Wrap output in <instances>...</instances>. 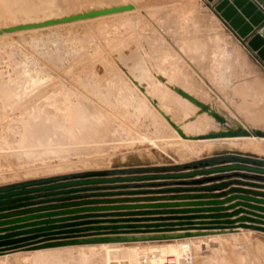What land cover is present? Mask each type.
Masks as SVG:
<instances>
[{
    "label": "rangeland",
    "instance_id": "obj_1",
    "mask_svg": "<svg viewBox=\"0 0 264 264\" xmlns=\"http://www.w3.org/2000/svg\"><path fill=\"white\" fill-rule=\"evenodd\" d=\"M187 3L188 2H180V3H168L165 5H161V7L156 8L157 10L154 9V11H153L154 13L152 11L148 12L146 17L143 19L140 17H138L139 18L138 19L137 15H132L133 18H131V16H129L130 21H132V22H129L130 23L129 25H131V27L124 25V28H123L122 24H124V23L122 21H119L118 19H111L109 21L108 20L107 21L106 20L98 21L99 24H96L97 22H89L86 24L74 25L72 27L71 26H65L64 29H62L63 28L62 27V28H55L54 30L53 29L42 30L40 32H34V34L33 33L32 34L26 33V34H22V36L16 35V37L15 36L9 37V38L6 37V39L8 40L7 42H6V39L4 40L5 37L1 38L0 39V42H1L0 43V79H1L0 85L2 87L4 84L5 85L9 84L8 86L6 85V87L4 85L3 86L4 88H2V89H8V88L11 89V86L13 88H14V86H18V87L20 86L22 90H20V87L19 88L17 87L19 89V91L17 90L16 87L14 89L12 88V90L16 89L17 90V91L15 90L16 92H22L23 90H26V92H29V94L27 93L28 95H26L27 99L29 98L28 96H31L33 99V101H32L31 97L29 98V100H31L33 102V103L32 102L31 103L32 104H39L41 101L42 102L45 101L44 97L46 94L48 95V94L53 93L52 90H55L54 92L58 93V95L60 94L59 96L62 97L61 94H62L63 90L74 89L75 91L83 92L84 90H87V88L88 89H90V87L93 88L95 85L97 86V87L95 86V88H94L96 90V88H98V85H99L98 83H100L101 86L99 85L100 88H98L97 90L101 89L100 90L101 92L98 91V96H100V98L102 99L103 102L104 101L106 102V103L104 102L105 105H107L109 107L111 106L112 109H114L117 112L119 111L118 113H120V114L122 113L121 115L122 116L124 115L123 117L126 116L127 121L132 119L129 121L131 123L130 125H132L136 130L131 128L130 126L126 125V123L122 124L123 123L122 121H119L118 119H116L118 122H120V123H116L117 126L119 124L118 127H120L119 128L120 131L117 128V126H115V125H114L113 129H117L121 134L123 133L121 136V134L117 130H115L118 133L116 136H118L117 138H119V139H117V142L115 140L112 141V139H108V137H105L104 133H106L105 132L106 130L103 131V133H102V132L98 131V129L97 130L94 129L93 132L91 133L90 137L85 136V138L87 139L86 144L84 143L85 140L83 141L82 139L80 141L78 139H72V140H74V143H73L72 140L67 139V138H64V140H66V143L64 144V142H63L64 140L62 138L61 139L63 141L60 139V142H59V138L54 137L56 142H54V138H53V140H50V142L49 141L45 142V141L28 139L29 141L26 140V142L28 144L26 143L27 145L24 146L25 142H22L24 140H22L21 135L16 133V132H19L18 130H16L14 135L12 133L11 134H6V133L3 134L1 132L2 130L6 131L9 129V127L11 125V120L10 119L0 120V138H1L0 139V158H1L0 163L5 162L4 159L6 161H16L18 159L17 156L15 157V155H17L16 152L19 153L18 156L20 157V159L22 157L24 158V159L22 158L17 163H13L10 165L8 164V165H5V167L0 166V171H1L0 172L1 173L0 174V187H5L8 185L17 184V183H21V182H25V181H30V180H39V179H46V178H51V177L67 176V178H71L74 176H82L86 172H105V173H107V178L140 177L143 175L131 174V173L127 174L125 172H141V170H143L144 168H151V167L185 166L187 164L195 163V162H198L200 160H213V162L211 164H213V163H223L224 164V162H232V163H226V164H243V165H251V166H254L257 168H264V157L263 156H259L257 154L250 153V152H244V151H241L240 149L234 148V147L230 148V147H228V145L225 142H223L221 140H217L218 138L215 139L214 136H212V137L209 136L210 134L219 132L222 129L220 126H215V124L211 120H208L205 123H202V122L196 123L194 125V128L196 129V127L198 126L197 130H204L205 132L203 133V135H205V137H206V135H208L206 138L209 137V139L213 138L214 141L216 140L214 142L211 139L213 143L211 141H209V139L207 140L205 137L201 138V136H199L200 133H197L194 128L192 130V133L193 132H195V133H193L192 136H188V137H185L183 139L181 137H179L180 135H177L179 137L178 138L175 135V132H173L174 133L173 136H175V137H171L170 134L172 133V131L171 130L167 131L168 129H166V131L164 130L165 131L164 134H162L163 136L159 135L160 138L167 136V137H164L163 139L161 138L163 140L162 143H160L161 139H159V138L156 139L157 135L155 136V134L153 133V131H154L153 129L158 125L157 122H152L153 117L155 116V112L152 109L147 108L146 100L140 99L141 97L139 96V93H138L139 90H137L138 89L137 83H139L138 86H143L146 83V81H149V82H153L154 80L157 81V79H156L157 76L155 74L153 75L155 77L150 76L147 78L146 77L142 78L139 76V73H140L139 67L141 64L145 63L147 65L146 70L149 69L150 72L154 71V68L151 67L150 64H152L154 62L155 58L153 57L154 59L152 58V60H153L152 61L150 58L151 56L150 57L148 56L150 54L152 56L153 55L156 56L157 58H158V55H160V57H159L160 59H162L161 56L166 55V57H168V58L164 64H166L168 68H170L169 66H172V64L177 65V66L176 65L175 66L178 70L173 67L176 70V72H173L172 75L175 77L176 76L179 77V80H186L187 78H189L192 81V79H193L194 80L193 81V83H194L193 87H195L201 93H202L203 89H207V87H208L207 84L204 83V78H206L207 73H210V77L212 79L210 80L209 83L211 84V86L217 92L225 90L227 93L226 94V101L230 100L227 102V104H224V103L220 102L218 97L212 96V98H213L212 103H214L213 110L215 113L220 114L227 119L225 122V126H227V127H233V128L240 127L241 129H244V130H247V128L254 130L256 124L252 123L249 120V115H250L249 112H251L253 110L251 108V105L254 103V100H256V99L259 102H264V64L262 61H260V59L256 56V54L246 45V42L249 39V37L246 38L245 40H241L236 35V33L233 32L229 28V26L215 12V10H214L215 5L207 2V0L197 1L196 4H193V5L187 4ZM76 9H80V8L76 7ZM213 15H215L217 18H219L218 20L219 21L221 20L224 25L221 23V21H220V23H218ZM38 17H40V15L39 16L38 15L33 16V18H38ZM135 18H136V20L137 19L139 21L141 20V22L140 23L136 22ZM120 22H121V24H120ZM132 23H135L134 26L132 25ZM110 24H111V26H110ZM115 25H117V26H115ZM125 26L127 28H125ZM217 26H218V30H217ZM85 27H87V28H85ZM128 27H130L131 30ZM109 28L111 30H113L114 33L112 31L110 32ZM117 28H118V30H116ZM132 28H133V32L131 33ZM127 30H128V32H130L132 37H131V35L127 36L128 35ZM121 34H123V35H121ZM111 35H113V36H111ZM117 35H118V38L116 37ZM119 35L121 37H119ZM99 37H100V39H99ZM127 37H130V38H128V40H130L131 38L134 37L133 38V39H135L134 41L130 40L131 42H133L132 44H129L130 42L126 43L128 41V40L125 41V39H127ZM217 37H220V38L222 37L224 42H222V41L221 42L224 43L225 45L227 44L226 47H224L225 45L223 44V48H227L225 50L231 52L232 49H233V51H234V49H237L238 51L240 50L241 53H243L242 57L239 61V64L242 67L239 66L240 67L239 68L237 66V68H235V70H233V69L231 70V68H230L231 65H229V64H231V62L230 63L229 62L228 63L223 62V59L219 58L217 63L216 62L214 63V62H212L213 60H211L214 57H212L210 55V53H208L205 56L206 58H201V57H195V56H192L190 54H187L184 50L181 49L183 47L182 45H184L183 44L184 42H190V41H197V42H199V41H201V42H204V41H206V42L212 41L213 42V41H215V42H217L216 41ZM9 39H11L12 41ZM123 39H124V42H123ZM2 41H4V42H2ZM111 41H113V42H111ZM12 42H13V44H12ZM134 42L138 43V44H135L138 47L133 45ZM109 43H112L113 46H115V44H116L115 47H117V49H115V50H118V51L120 50L119 48H121V44L124 43L125 45H127L125 49L128 50L129 52L126 51L124 48H121L120 52H117L118 53L117 54L114 52L115 47H112V46L110 47L111 44L109 45ZM117 44H118V46H117ZM124 44L122 45L123 47H125ZM132 45H133V47H132ZM127 47H128V49H127ZM96 49H98V50H96ZM108 49H109V51L113 49V52L110 51V54L112 56H114V57H112V59L108 58L109 56L111 57ZM124 50H125V52H123ZM79 51H80V53H79ZM94 52H96V53L94 54ZM133 52H134V54H133ZM135 52L139 55H137ZM121 53H122V55H120ZM145 53H147V57L145 56L146 55ZM131 54L133 56H131ZM102 55H103V58L105 56L106 60H104L102 58ZM135 55H137V56H135ZM115 56H117V57L120 56L119 59L123 58L125 61H127L128 56H129V60L127 62H124L123 59H122L123 61H121V60L112 61L115 58L118 59ZM138 56H140V57H138ZM209 57H211V58H209ZM131 58H133L134 60L136 59V60L135 61L131 60ZM139 58H142V59H139ZM159 58H158V60H160ZM107 59H109V60L107 61ZM158 60H155V61H158ZM186 60H189V62H187ZM110 61H111V63H110ZM118 61H120V62H118ZM131 61H134L135 64L132 65L133 62L130 63ZM136 61H139V62H136ZM18 62H20V63H18ZM92 62H93V64H95L96 62L102 63V64H98L99 66L94 65L93 66L95 69L94 70V69H90L91 65H93ZM89 63H91L90 67L88 65ZM103 63H105V65ZM136 63H140V64H136ZM86 65H88V66H86ZM106 65H107V67H106ZM108 65H111V66L109 67ZM218 65H220V66H218ZM103 66H104V68H103ZM86 67H88V68H86ZM96 67H97V69H96ZM100 67H101V69H100ZM227 67H229L230 69ZM248 68L250 70H248ZM86 69H88L89 72L86 71ZM98 69L101 72V76L106 74L104 76H107L106 78L109 81L105 80L106 78L103 76L102 79L104 81H102V79H101V81L103 82V84H102V82L100 80H99L100 81L99 82V81H97V79L95 77L92 76L93 73L96 74L98 72ZM76 70H78L79 74ZM82 70H84V71H82ZM220 70L222 72H220ZM60 71H61V73H60ZM127 71L130 74L127 73ZM90 72H92L91 75H90ZM108 72H110V73H108ZM170 73H172V72H169L166 74H170ZM221 73H223L224 75ZM17 74H18V76H17ZM67 74H69V75L67 76ZM37 75H38L40 82H42V84L39 83L40 86L38 85L39 86L38 88L40 89V91L38 90V88L33 89V91H31V88H26L27 87L26 85H28V84L30 85L32 83L31 79L29 77H33V79H36L34 77H37ZM221 75H223L222 77L223 78L225 77V79H223L221 77ZM238 75L240 78L238 77ZM108 76H110V78ZM111 76H112V78H111ZM23 77H25V78L28 77V78L25 79ZM76 77H78V78H76ZM13 78L15 81L13 80ZM17 78H18V80H17ZM20 78H21V80H20ZM86 78H88V79H86ZM27 79H29V80H27ZM163 79H164L163 82H165V81H168L170 78H169V76L165 75V78H163ZM23 80L26 82L28 81L30 83H28V82L24 83ZM82 80L83 81L86 80L87 84H85V82L83 84ZM17 81H21V82H19L20 84H18ZM89 81L93 82L94 86L92 84H91L92 86L91 85L89 87L86 86V85H88V83H90ZM252 83H254V84H256V86H258L256 93H252V91L249 90ZM65 84H67V85H65ZM140 84H143V85H140ZM41 85L43 86V88H41ZM120 85L122 87L127 86V87H129V89L118 90V87H121ZM147 85H148V89L151 91L150 93H146V95H147L146 99H148V102L150 100L151 103L150 102L149 103L156 105V106L160 105L159 103H161V105H160L161 107L155 106L157 109V113L160 112L159 114H161L162 112H164V114H165L167 112L166 113L167 116L170 117V115H171V117H170L171 119H174L175 116L179 115V117L175 118V122L177 121V124H179L178 127L183 128V129H184V127H188L187 122L185 121V115L183 114V112L181 113L180 109H178L176 107H172V105H171L172 102L169 101L172 99L171 97H172L173 93L171 91H168V93H165V91H164L165 86H163V85H159V87L158 86L152 87V86H150L149 83ZM106 86H107V88H110V90L112 92H108ZM1 87H0V89H1ZM29 87H32V85H30ZM49 87H50V89H49ZM104 87L106 88V90ZM136 87H137V89H136ZM36 90H38V91H36ZM33 92L37 98L35 97ZM40 93H42V94H40ZM201 93H198V94H201ZM201 95L204 96L203 94H201ZM33 96L35 98H33ZM39 96H41V98ZM103 96H106V97H103ZM40 99H42V100H40ZM38 100H39V102H37ZM116 100H119L120 103H117ZM107 101H108V103H107ZM109 101H110V103H109ZM169 104L171 106H168ZM118 107H120V109ZM138 107L140 108L139 112L137 110ZM159 107L161 110L159 109ZM164 107H166L165 108L166 112L163 111L164 109L162 110V108H164ZM135 110L138 112V114L136 113ZM124 111L125 112L127 111V112L125 113ZM148 111H150L151 114ZM168 111H169V113H168ZM133 112H134V114H132ZM141 112H143V113H141ZM146 112L148 114H146ZM170 112H172L174 114H172ZM127 113L129 114V116L127 115ZM182 114L184 115V118H182L183 117ZM135 115L136 116L139 115L140 118L138 117L139 118L138 119ZM142 115H144V116H142ZM145 115H148V116L145 117ZM130 116H131V118H130ZM126 117H125V119H126ZM149 119H150V121H149ZM139 120L141 123L138 122ZM136 121L138 124L135 123ZM149 122L152 123L151 127H150V125H148ZM262 122L263 123L258 125V127L260 129H264V121H262ZM151 123H149V124H151ZM142 124H144V126ZM180 126H183V127H180ZM123 127H125L126 130L123 129ZM113 129H112V131H114ZM122 129H123V132H121ZM127 129H128V131L131 130V132H127V133L131 137L134 135L136 137L135 139L133 136L132 137L133 140H131V137L129 136L130 138L128 140V136H127L128 134L126 133ZM147 129H148V131H146ZM168 132H170V133H168ZM189 132H191V131H189ZM85 133L87 134V131ZM130 133H132L133 135H131ZM152 133H153L152 136H155L156 140L154 139V137L151 136ZM145 134H148V135H145ZM168 135H170V136H168ZM145 136H146V138H145ZM82 137H84V136H82ZM93 137H94V139H93ZM120 137H122V138H120ZM168 137H171V138H168ZM176 137L178 138V140H174V139H176ZM190 137H192L191 139L194 138L193 141L196 139L194 144H192L193 141L189 139ZM140 138H142L144 140V144L141 141L142 139H140ZM149 138H151V140ZM165 138H167V139H165ZM199 138H201V139H199ZM56 139L59 142V144H58L59 146L57 145ZM120 139H122V141ZM138 139H140L141 142L138 141ZM198 139L200 140V142ZM202 139H204V140H202ZM30 140H31V142H30ZM75 140H76V142H75ZM105 140H107V141H105ZM108 140H111V141H108ZM126 140H128L129 142L131 141L132 147L126 145V143H127ZM171 140L173 142V143L171 142V145H173L175 147V151L173 149L174 148L173 146H168V144L170 145V142L168 143V141H171ZM180 140L183 142L185 141V142L183 143ZM187 140H189V141H187ZM166 141H167V143H166ZM186 141L187 142L191 141L190 142L191 144L189 145V143H187ZM205 141H206V143H205ZM207 141H209V142H207ZM217 141H219V142H217ZM37 142H39V143L43 142V143L42 144L40 143V145H39V143L37 144ZM71 142L73 144H71ZM81 142L84 145L80 144ZM145 142L148 145H146ZM174 142L176 144H178V142H179L180 145L178 144L177 146H175L176 144ZM47 143H49V144L47 145ZM67 143H69V144H67ZM119 143L120 144L122 143L121 145H123V143H124L125 147L124 146L119 147V145H120ZM141 143L143 144V146ZM52 144H53V146H52ZM74 144H76L75 147H74ZM117 144H119V145L117 146ZM133 144H134V146H133ZM135 144H136V146H135ZM139 144H141V146ZM184 144H187V145L184 146ZM28 145H29V148L31 145L30 149L27 148ZM45 145L49 146V149H48V147L46 148ZM68 145H71V146H68ZM128 145H130V144H128ZM151 145H152V147H151ZM165 145H167V146H165ZM221 145H222V147H221ZM223 145H224V148H223ZM55 146L58 148H56ZM77 146H78V148H77ZM116 146L119 148H117ZM153 146L156 148H154ZM182 146H184V147L182 148ZM188 146L191 148L192 151L190 150V148L188 149ZM206 146L212 147V150L210 151L209 154H204L201 156V153H202L201 151L204 148H206ZM42 147L44 148V150L42 149ZM54 147H55V149H62V148H65V149L59 153H57V152L55 153L54 151H52L54 149ZM70 147H71V150L73 149L72 151L70 150ZM80 147H82L83 149L82 148L80 149ZM107 147H109V150ZM133 147H135V148H133ZM139 147H140V150H139ZM150 147H151V149L154 148L153 149L154 151L151 149H147ZM195 147H197V148H195ZM68 148H69L70 152L66 150ZM98 148L102 149L101 152ZM131 148H133V149H131ZM163 148H165L164 149L165 152H164ZM177 148L179 149V151H177L178 153L176 152V150H178ZM219 148H220V150H219ZM39 149H42V150H39ZM97 149H98V151H97ZM105 149L107 150V153H106ZM112 149H116V150L120 149L118 152L121 154H117L118 152L115 150L113 151ZM156 149L158 151H161L162 153L158 152ZM180 149H181V151H180ZM194 149H195V151H193ZM46 150H48V151L50 150L49 152L51 154L48 151H47V153H49V154L45 153ZM147 150H149V151H147ZM171 150H172V152H171ZM184 150H185V152H183ZM19 151H21V153L23 151V153H22L23 155ZM24 151H27V153H24ZM32 151L36 152L37 154L33 153ZM37 151H42L43 153H45V155L43 153L40 154V152H39V155H41V156H39ZM196 151H197V153H196ZM12 152H13V154H12ZM29 152H32V153H29ZM95 152L96 153L98 152V154H101L99 156L100 158L95 155ZM114 152L115 153L117 152V153H116V157L113 158L112 155L115 156ZM125 152H127V153H125ZM163 152L165 155L163 154ZM186 152H189L193 156L190 155L189 153L187 155ZM141 153H142V156H141ZM173 153H176V154L173 155ZM195 153H196V156H194ZM27 154L30 158H32L31 160H30V158L28 159ZM106 154H107V156H106ZM149 154L152 158H154L155 161L152 160V158L149 156ZM152 154H154V155H152ZM159 154H161L162 156H160ZM180 154H182V155H180ZM25 155L27 156V158ZM87 155H89V156H87ZM122 155H123V157H122ZM171 155H173L176 159L174 157L172 158ZM80 156H82L83 158ZM154 156H156V157H154ZM189 156H191V157H189ZM64 157H66V158H64ZM118 157L122 158V159H119V160L116 159ZM161 157H162V159L164 158L163 161H162V159H160ZM52 158H53V160H55V162L54 161L50 162ZM111 158L114 162L111 161ZM149 158H151V160ZM46 159H47V161H45ZM114 159H116V160H114ZM147 159H149V160H147ZM179 159L182 160V162L179 161ZM28 161H29V163H28ZM31 161H33L35 163V165L33 162H32L33 164L30 163ZM43 161H44V163H42ZM110 161H111V163H110ZM173 161H175V162H173ZM107 162H108V164H107ZM59 163L62 164V166L57 165ZM16 164H18V165H16ZM223 164H221V165H223ZM13 165H15V166H13ZM9 166H12V168H15L14 171L12 168L9 169ZM57 166H59V167H57ZM30 167H31V169H30ZM56 167H57V169H56ZM59 168L61 169V171ZM8 170H9V172H6ZM25 170H27V171L29 170L28 174L26 173L27 171H25ZM30 170H32V171H30ZM121 170H124V171H121ZM170 170H174L173 174H178V173L192 172L195 169L183 170V167H179L177 169H170ZM22 171L23 172L25 171V172L23 173ZM108 172H113L114 175L110 176V175H108ZM232 172H237L238 174H243V175L244 174L245 175H251V173H246L243 171H231V173ZM118 173H125V174H118ZM223 173H225V172H223ZM170 174H172V173H170ZM213 174H218V173H213ZM213 174H202V175H208L206 177H203L202 175H198V176L191 177V178H185V179H183L185 182V185H181V186L177 185V180H175V179H172V180H156V181H151V182L141 181V180L140 181H128V182H123L122 184L125 187L123 190H147V189H156L157 190L158 188H177V187L193 188L194 186H193V184H191L192 181H194V180L209 181V180H207V178L217 177V176H212ZM255 176H259L261 178H264V175L255 174ZM242 179H244V178H242ZM163 182H169V183H163ZM259 182L264 184L263 181H259ZM147 183H155V185H160V184H172V185H163V186L148 187V188L134 187V186H145V184H147ZM96 185L103 187L104 188L103 192H105V191L116 192L117 190L121 189V186L118 183H102V184H96ZM196 187H200V186H196ZM81 189H82V187H80L79 190H81ZM97 192H100V191H97ZM158 194H159L158 196H168L170 193H158ZM149 196H154V195H149ZM115 198H120V197L107 196V197H100L98 199H115ZM99 204L105 205V206L110 205V203H99ZM99 204H97V205H99ZM143 210L147 211V210H153V209H143ZM115 212H126L125 215L132 214V215H127L126 218L136 217L135 214H138V213H128V212H135L133 210H122V211H115ZM140 214H142V215H140ZM140 214H139L140 217H146L147 218V215L145 213L143 214V212H142ZM100 215H102V214H100ZM244 216H247V215H244ZM146 218L140 220V222L143 224H150L148 226H155V224H158V223H152L155 220H153V221L146 220ZM118 249H121V250H118ZM108 251L109 250H104L100 253L92 252L91 254H87V253L86 254H79L77 256L73 255L70 252H66L65 254L60 256V258L58 256H55V257H49V258L42 259V261H40L39 264H264V254L258 255V259L260 260V262H259V260L255 257V253L253 251H250L249 249L245 248L243 241L238 240V239L236 241H233L232 243H229L226 245H223L222 243H219L216 241H213V242L209 241V242H206L204 244H186V245H181V246H180V244L162 245L160 247H151V246H144V247L138 246L137 247L136 246V247L126 248V250H123V248H112L110 250L111 252H108Z\"/></svg>",
    "mask_w": 264,
    "mask_h": 264
},
{
    "label": "bare ground",
    "instance_id": "obj_2",
    "mask_svg": "<svg viewBox=\"0 0 264 264\" xmlns=\"http://www.w3.org/2000/svg\"><path fill=\"white\" fill-rule=\"evenodd\" d=\"M197 1H200V0H0V39L1 38H4V40L9 37H13L16 35H21L22 34H34V32H40L42 30H51V29H55V28H62L64 29L65 26H74V25H79V24H86V23H89V22H97L96 24H99L98 21H104V20H111V19H118L119 21H122L124 24L123 25V28H124V25H127V26H130L129 25L130 23L129 22H132L130 21L129 19V16H131V18H133L132 15H137V18L140 17V18H145L147 13L148 12H153L154 9L157 10L156 8L157 7H161V5H165V4H168V3H180V2H188L187 4H196ZM215 1V0H214ZM213 1V2H214ZM212 2V3H213ZM76 7H79L80 9H76ZM154 13V12H153ZM35 15H40V17L38 18H33V16ZM214 18L216 19V21L218 23H220V21L217 19V17L215 15H213ZM136 17V16H135ZM121 19V20H120ZM139 19V18H138ZM137 19V20H138ZM132 20V19H131ZM134 20V19H133ZM136 18H135V21L136 22H141V20L137 21ZM112 22V21H111ZM222 22V21H221ZM113 23V22H112ZM118 23V22H117ZM223 23V22H222ZM114 24V23H113ZM119 24V23H118ZM121 24V22H120ZM135 23H132V25L134 26ZM101 25V24H100ZM104 25V24H103ZM219 25V24H218ZM87 26V25H86ZM111 26V24H110ZM117 26V25H115ZM137 26V25H136ZM76 27V26H75ZM109 27V26H108ZM128 27V28H130ZM224 27V26H223ZM67 28V27H66ZM65 28V29H66ZM87 28V27H85ZM115 28V27H114ZM125 28H127L125 26ZM84 29V28H83ZM89 29V28H88ZM110 29V28H109ZM71 30V29H70ZM108 30V29H107ZM118 30V28L116 29ZM125 30V29H124ZM131 30V28H130ZM129 30V31H130ZM135 30V29H134ZM217 30H218V26H217ZM113 32V30L110 29V32ZM99 32V31H98ZM107 32V31H106ZM128 32V30H127ZM126 32V33H127ZM133 32V28H132V31L131 33ZM135 32V31H134ZM114 33V32H113ZM123 35V34H121ZM125 35V34H124ZM130 32H128V35L127 36H130ZM137 35V34H136ZM95 36V35H94ZM106 36V35H105ZM109 36V35H108ZM113 36V35H111ZM67 37V36H66ZM70 37V36H69ZM118 38V35L116 36ZM119 37H121L119 35ZM123 37V36H122ZM132 37V35H131ZM137 37V36H136ZM19 38V37H18ZM108 38V37H107ZM128 38L130 37H127V39H125V41L128 40ZM134 38V37H133ZM131 38L130 40L134 41L135 39ZM100 39V37H99ZM122 39V38H121ZM11 40V39H9ZM32 40V39H31ZM112 40V39H111ZM130 40H128L126 43H129V44H132L133 42H131ZM8 40L6 39V42ZM12 41V40H11ZM93 41V40H92ZM115 41V40H114ZM217 42L215 41H204V42H197V41H190V42H184L182 45L183 47L181 48L182 50H184L187 54H190L192 56H195V57H201V58H206L205 56L210 53V55L214 58H212L211 60H213L212 62H216L219 60V58L223 59V62H231V70H235V68H237V66H241L239 64V61L242 57V54L241 51L237 50V49H232L231 52L225 50L227 48H223V44L222 42L223 39L222 37H217ZM222 41V42H221ZM4 42V41H2ZM110 42V41H109ZM113 42V41H111ZM123 42H124V39H123ZM1 43V42H0ZM108 43V42H107ZM226 43V42H225ZM13 44V42H12ZM111 44V45H110ZM124 44V43H123ZM121 44V48H126L127 45H125V47H123ZM135 44H138L137 42ZM6 45V44H5ZM110 47H115L112 45V43H109ZM132 45V47H133ZM225 45V44H224ZM227 45V44H226ZM226 45L224 47H226ZM79 46V45H78ZM118 46V44H117ZM136 47H138L137 45H135ZM140 47V46H139ZM228 47V46H227ZM119 48V47H118ZM121 48H119L121 50ZM135 48V47H134ZM92 49V48H91ZM117 49V47L114 48V52L117 53V52H120V50H115ZM128 49V47H127ZM138 49V48H137ZM98 50V49H96ZM126 50V49H125ZM125 50L123 52H125ZM139 50V49H138ZM229 50V49H228ZM109 51V49H108ZM113 52V49L110 50ZM110 51H109V54H110ZM128 51V50H126ZM131 51V50H130ZM181 51V50H180ZM97 52V51H96ZM94 52V54L96 53ZM122 52V53H123ZM129 52V51H128ZM145 52V51H144ZM80 53V51H79ZM102 53V52H101ZM122 53L120 55H122ZM136 53V52H135ZM98 54V53H97ZM118 54V53H117ZM134 54V52H133ZM137 54V53H136ZM146 57H147V53H145ZM106 55V54H105ZM111 55V54H110ZM139 55V54H137ZM135 55V56H137ZM164 55V54H163ZM88 56V55H87ZM131 56H133L131 54ZM151 60L152 58L154 59V62L151 65V67L154 68V71L153 72H150L149 69L146 70V64H141L140 67H139V76L142 77V78H147V77H150V76H153L154 74L157 76V81H153V82H149V81H146V83L143 85V84H140V85H143V86H138L139 83H137V87L136 89L139 90L138 93H139V96L141 97L140 99L141 100H146V105H147V108L148 109H152L154 112H155V116L153 117V121L152 122H157V126L153 129V133L155 134V136L157 135L156 139L159 138V135L161 136L162 134H164V132L166 131V129H168L167 131L171 130L172 133L170 134L171 137H175L173 136V132H175V135H180L179 137H181L182 139L185 138V137H188V136H192L193 132L192 133V130L194 128V125L196 123H199V122H202V123H205L207 122L208 120H211L215 126H220L222 129L219 131V132H216V133H213V134H210L209 136H214L215 139L218 138L217 140H221L223 142H225L228 147L230 148H238L240 149L241 151H244V152H250V153H254V154H257L259 156H263L264 157V129H260L258 127L259 124L263 123L262 121H264V102H259L257 99L254 100V103L251 105V108L253 109L249 115V120L256 124L255 125V129L252 130V129H249L247 128V130H244V129H241L240 127H227L225 126V122H226V118L220 114H217L214 112L213 110V107H214V103L213 102V98L212 96H216L219 98L220 102L224 103V104H227L228 101H226V91L223 90V91H220V92H217L214 90V88L211 86V84L209 83L210 80L212 79L210 77V73H207L206 75V78H204V83L207 84V89H203L202 93L197 90L195 87H193V79L191 81V79L187 78L186 80H179V77H175L173 76V72H176L175 69L176 68V64H172V66H169L170 68L167 67L165 63V61L167 60L168 57H166V55L164 56H161L162 59H160V55H158V58L160 60H158V58L156 56H152L151 54L148 55ZM181 56V55H180ZM244 56V55H243ZM60 57V56H59ZM98 57V56H97ZM112 56L111 57L109 56L108 58H111L112 59ZM117 57V56H115ZM122 57V56H121ZM140 57V56H138ZM184 57V56H183ZM102 58H103V55H102ZM107 58V57H106ZM118 59H114L112 61H115V60H121L123 61L124 59L117 57ZM157 58V59H156ZM179 58V57H178ZM185 58V57H184ZM211 58V57H209ZM246 58V57H245ZM104 60L105 59V56L103 58ZM123 59V60H122ZM139 59H142V58H139ZM147 59V58H146ZM46 60V59H45ZM102 60V59H101ZM109 59H107L108 61ZM129 60V56H128V59L127 61ZM131 60H134L133 58H131ZM136 60V59H135ZM134 60V61H135ZM155 60H158V61H155ZM48 61V60H47ZM74 61V60H73ZM124 60V62H127ZM134 61H131L130 63L135 64ZM153 61V60H152ZM185 61V60H184ZM187 62H189V60H186ZM37 62V61H36ZM46 62V61H45ZM63 62V61H62ZM101 62V61H100ZM120 62V61H118ZM136 62H139V61H136ZM159 62V63H158ZM20 63V62H18ZM29 63V62H28ZM80 63V62H79ZM95 63V62H94ZM97 63V62H96ZM92 64L91 65V68L90 69H94V65H98V64H102V63H97V64ZM106 63V62H105ZM105 63H103L105 65ZM111 63V61H110ZM109 63V64H110ZM90 64L89 63V67H90ZM121 64V63H120ZM125 64V63H124ZM129 64V63H128ZM136 64H140V63H136ZM23 65V64H22ZM86 65V66H88ZM166 65V66H165ZM176 65V66H175ZM222 65V64H221ZM99 66V65H98ZM109 67L111 65H108ZM123 66V65H122ZM127 66V65H126ZM220 66V65H218ZM217 66V67H218ZM35 67V66H34ZM61 67V66H60ZM76 67V66H75ZM107 67V65H106ZM175 69H174V68ZM242 67V66H241ZM88 68V67H86ZM104 68V66H103ZM116 68V67H115ZM128 68V67H127ZM148 68V67H147ZM229 68V67H227ZM229 68V69H230ZM240 68V67H239ZM17 69V68H16ZM28 69V68H27ZM84 69V68H83ZM97 69V67H96ZM101 69V67H100ZM114 69V68H113ZM224 69V68H223ZM228 69V70H229ZM36 70V69H35ZM71 70V69H70ZM69 70V71H70ZM95 70V69H94ZM135 70V69H134ZM174 70V71H173ZM178 70V69H177ZM241 70V69H240ZM248 70H250L248 68ZM40 71V70H39ZM78 72V70H76ZM84 71V70H82ZM86 71L89 72L88 69H86ZM91 71V70H90ZM138 71V70H137ZM252 71V70H251ZM34 72V71H33ZM135 72V71H134ZM169 72H172L170 74H166V73H169ZM220 72H222L220 70ZM224 72V71H223ZM16 73V72H15ZM19 73V72H18ZM32 73V72H31ZM44 73V72H43ZM61 73V71H60ZM68 73V72H67ZM104 73V72H103ZM106 73V72H105ZM110 73V72H108ZM107 73V74H108ZM127 73H129L127 71ZM137 73V74H138ZM226 73V72H225ZM243 73V72H242ZM11 74V73H10ZM72 74V73H71ZM79 74V72H78ZM92 74V72H90V75ZM130 74V73H129ZM206 74V73H205ZM223 74V73H221ZM235 74V73H234ZM8 75V74H7ZM54 75V74H53ZM69 74H67L68 76ZM106 75V74H104ZM103 75V76H104ZM122 75V74H121ZM124 75V74H123ZM165 75L166 76H169V80L168 81H165L163 82V78H165ZM224 75V74H223ZM221 75V77L223 76ZM236 75V74H235ZM4 76V75H3ZM18 76V74H17ZM31 76V75H30ZM36 76V75H35ZM40 76V75H39ZM93 77H95L97 79V81H101V79L103 78V76H101V72L100 70L98 69V72L96 74L93 73L92 75ZM131 76V75H130ZM234 76V75H233ZM84 77V76H83ZM105 78L107 76H104ZM110 78V76H108ZM132 77V76H131ZM155 77V76H153ZM229 77V76H228ZM239 77V75H238ZM5 78V77H4ZM25 78V77H23ZM28 78V77H26ZM25 78V79H26ZM31 79V84L32 87H29L28 85H26L27 87L26 88H31V91H33V89H36L38 88L40 85L39 83L42 84V82H40L39 78H38V75L37 77H34L36 79H33V77H29ZM78 78V77H76ZM80 78V77H79ZM104 78V79H105ZM112 78V76H111ZM134 78V77H133ZM223 78V77H222ZM234 78V77H233ZM240 78V77H239ZM3 79V78H2ZM85 79V78H84ZM88 79V78H86ZM225 79V77L223 78ZM1 80V79H0ZM14 80V78H13ZM18 80V78H17ZM21 80V78H20ZM29 80V79H27ZM77 80V79H76ZM107 80V78L105 79ZM229 80V79H228ZM231 80V79H230ZM15 81V80H14ZM24 81V80H23ZM99 81V82H100ZM102 81H104L102 79ZM101 81V82H102ZM109 81V80H107ZM113 81V80H112ZM18 84H20L19 82L21 81H17ZM26 81H24L25 83ZM28 82V81H27ZM26 82V83H27ZM83 84L85 82V84H87L86 80L83 81ZM90 82V81H89ZM106 82V81H105ZM134 82V81H133ZM228 82V81H227ZM3 83V82H2ZM12 83V82H11ZM23 83V84H24ZM30 83V82H28ZM66 83V82H65ZM150 84V86H158L159 85H163L165 86V93H168V91H171L173 94H172V99L169 100L170 102H172V107H176L178 109H180L181 113L183 112V114L185 115V121L187 122V126L188 127H184L183 128H179L177 124V121L175 122V118L179 117L178 116H175L174 119H171V115L170 117L167 116V112L165 111V108H162L163 111H165L166 113L164 114V112H162L161 114L157 113V109L156 107L157 106H160L161 103H159L160 105H153V104H150L151 101L149 100L148 102V99H146L147 95L146 93H150L151 91L148 89V85L147 84ZM1 84V83H0ZM17 84V85H18ZM79 84V83H78ZM93 85V82H90L88 83V85L86 86H90V85ZM100 85V83H98ZM103 84V82H102ZM125 84V83H124ZM232 84V83H231ZM5 85V84H4ZM3 85V86H4ZM7 85V84H6ZM5 85V87H6ZM9 85V84H8ZM7 85V86H8ZM39 85V86H38ZM67 85V84H65ZM81 85V84H80ZM91 85V86H92ZM98 85V88H100ZM228 85V84H227ZM1 87L0 89V120H6V119H10L11 120V125L9 127L8 130L6 131H1L3 134H13L16 132V130H18L19 132H16L18 133L19 135H21L22 137V142H25L24 146H26L28 143L26 142V140L28 139H33V140H38V141H49L50 140H53L54 137H58L59 138V142H60V139L62 138L64 140V138H67V139H78L79 141L82 139L84 141V143L86 144V138L85 136H91V133L93 132L94 129H98V131L102 132L105 131L106 133L105 134V137H108V139H112V141H116L117 142V138L118 136H116L118 133L115 131L117 129H113L114 128V125L117 126L116 123H120L118 122L116 119H118L119 121H122L124 123H126V125L130 126L131 128L135 129L132 125H130L131 123L129 122L131 118L130 116V120L127 121V117L125 119V117H123L120 113H118L117 111H115L114 109L111 108V106H107L105 105V103L102 101V99L100 98V96H98V91L100 90H97L98 88H96V90L94 89L95 86L92 88L90 87V89L87 88V90H84L83 92H78V91H75L74 89H70V90H63L62 91V97L58 95V93L54 92L55 90H52V94H46L44 99L45 101H41L39 104H32L33 102V99L31 96H28L29 98L31 97L32 101L29 100V98L27 99L26 95L29 94V92H26V90H23L22 92H16L17 90L19 91V87L18 86H14V88L18 87L17 90H12V86H11V89H2L4 87ZM23 86V85H22ZM61 86V85H60ZM84 86V85H83ZM101 86V85H100ZM119 86V85H118ZM121 86V85H120ZM25 87V86H24ZM80 87V86H79ZM97 87V86H96ZM13 88V89H14ZM41 88H43V86L41 85ZM84 88V87H83ZM86 88V87H85ZM92 88V89H91ZM105 88V87H104ZM107 88V86H106ZM105 88V90H106ZM232 88V87H231ZM257 88L258 86H256V84L252 83V85L250 86V89L252 91V93H256L257 92ZM47 89V88H46ZM50 89V87H49ZM54 89V88H53ZM94 89V90H93ZM123 89H129V87H118V90H123ZM20 90L21 87H20ZM38 90L40 91V89L38 88ZM36 90V91H38ZM48 90V89H47ZM136 90V91H137ZM30 91V90H29ZM44 91V90H43ZM107 91L108 92H112L110 90V88H107ZM45 92V91H44ZM85 92V93H84ZM101 92V91H100ZM213 92V93H212ZM28 93V94H27ZM36 93V92H35ZM198 93H201L203 94L204 96H202L201 94H198ZM34 94V92H33ZM42 94V93H40ZM110 94V93H109ZM35 95V94H34ZM108 95V94H107ZM200 97H199V96ZM230 95V94H229ZM36 97V95H35ZM33 96V98H35ZM41 98V96H39ZM103 97H106V96H103ZM109 97V96H108ZM37 98V97H36ZM39 99V98H38ZM42 100V99H40ZM32 102V103H31ZM39 102V100L37 101ZM117 103H120L119 100H116ZM108 103V101H107ZM110 103V101H109ZM143 103V102H142ZM154 103V102H153ZM164 103V102H163ZM111 105V104H110ZM170 104L168 106H171ZM156 106V107H155ZM117 107V106H116ZM161 107V106H160ZM159 107V109H160ZM120 109V107H118ZM116 109V108H115ZM118 109V110H119ZM123 109V108H122ZM158 109V110H159ZM134 110V109H133ZM138 112L140 111V108L138 107ZM161 110V109H160ZM122 111V110H121ZM136 111V110H135ZM125 112V111H124ZM127 112V111H126ZM125 112V113H126ZM129 112V111H128ZM138 112L136 111V113L138 114ZM150 112V111H148ZM143 113V112H141ZM145 113V112H144ZM169 113V111H168ZM172 113V112H170ZM176 113V112H175ZM134 114V112L132 113ZM146 114H148L146 112ZM151 114V112H150ZM174 114V113H172ZM182 114V115H183ZM127 115L129 116V114L127 113ZM176 115V114H175ZM184 115L182 118H184ZM134 116V115H133ZM136 116V115H135ZM144 116V115H142ZM148 116V115H145V117ZM151 116V115H150ZM149 116V117H150ZM137 118L139 117V115L136 116ZM140 118V117H139ZM138 118V119H139ZM148 118V117H147ZM146 118V119H147ZM144 119V118H143ZM142 119V120H143ZM145 119V120H146ZM179 119V118H178ZM148 120V119H147ZM182 120V119H181ZM180 120V121H181ZM144 121V120H143ZM150 121V119H149ZM261 121V122H260ZM129 122V123H128ZM139 123L140 120L138 121ZM148 122V121H147ZM184 122V121H183ZM136 124L137 121L135 122ZM151 123V122H149ZM150 127L152 125L149 124ZM179 123V122H178ZM134 124V123H133ZM144 126V124H142ZM154 125V124H153ZM181 125V124H180ZM186 125V124H185ZM119 126V124H118ZM117 128L119 129L120 127ZM122 126V125H121ZM124 126V125H123ZM138 126V125H137ZM147 126V125H146ZM180 127H183V126H180ZM198 127V126H197ZM196 127L195 131L197 133H200L199 136H201V138H204L205 135H203V133L205 132L204 130H197L198 128ZM122 128V127H121ZM140 128V127H139ZM112 129L114 131H112ZM123 129H125V127H123ZM123 129L121 130V132H123ZM143 129V128H142ZM126 130V129H125ZM124 130V131H125ZM130 130V129H129ZM136 130V129H135ZM165 130V131H164ZM87 131V134L85 133ZM118 131V130H117ZM120 131V129H119ZM118 131V132H119ZM141 131V130H140ZM144 131V130H143ZM148 131V129L146 130ZM191 131V132H189ZM116 132V133H115ZM127 132H131L126 131ZM136 132V131H135ZM101 133V134H102ZM120 133V132H119ZM125 133V132H124ZM133 133V132H132ZM132 133H130L131 135H133ZM153 133L151 134V136L153 135ZM167 133V132H166ZM170 133V132H168ZM85 134V135H84ZM121 134V133H120ZM123 134V133H122ZM121 134V136H122ZM128 134V133H127ZM135 134V133H134ZM138 134V133H137ZM141 134V133H140ZM139 134V135H140ZM95 135V134H94ZM97 135V134H96ZM143 135V134H142ZM145 135H148V134H145ZM150 135V134H149ZM166 135V134H165ZM168 135V136H170ZM5 136V135H4ZM84 136V137H81ZM99 136V135H98ZM103 136V135H102ZM124 136V135H123ZM128 136V140L129 138L131 137L129 134L127 135ZM130 136V137H129ZM134 136V135H133ZM132 136V137H133ZM155 136H152L154 137L155 139ZM163 136V135H162ZM208 135H206L207 137ZM9 137V136H8ZM131 137V140H133V138ZM140 137V136H139ZM142 137V136H141ZM149 137V136H148ZM164 137H167V136H164ZM163 137V138H164ZM171 137H168V138H171ZM178 137V136H177ZM176 137V139L174 140H178V138ZM205 137V138H206ZM19 138V137H18ZM96 138V137H95ZM100 138V137H99ZM122 138V137H120ZM136 137L134 136V139ZM146 138V136H145ZM162 138V139H163ZM192 137H190L189 139L193 141V139H191ZM198 138V137H197ZM199 138V139H201ZM1 139V138H0ZM61 139V140H62ZM94 139V137H93ZM98 139V138H97ZM142 139V138H140ZM140 139H138V141H140ZM151 140V138H149ZM153 139V140H154ZM155 139V140H156ZM160 140L162 143L163 140ZM167 139V138H165ZM181 139V140H182ZM198 139V140H199ZM207 140L209 139L206 138ZM213 140V138H211ZM209 139V141L212 142V140ZM19 140V139H18ZM57 140V139H56ZM62 140V141H63ZM69 140V141H70ZM122 141V139H120ZM128 140L127 143L129 142ZM137 140V139H136ZM135 140V141H136ZM146 140V139H145ZM173 140V141H174ZM180 140V141H181ZM186 140V139H185ZM196 140V139H195ZM195 140L192 142V144H194ZM204 140V139H202ZM2 141V140H1ZM14 141V140H13ZM29 141V140H28ZM73 143H74V140H72ZM107 141V140H105ZM108 141H111V140H108ZM120 141V142H121ZM144 144V140L142 139L141 140ZM140 141V142H141ZM159 141V140H158ZM157 141V142H158ZM189 141V140H187ZM186 141V142H187ZM207 141V142H209ZM214 141V140H213ZM216 141V140H215ZM214 141V142H215ZM31 142V140H30ZM54 142L55 141V138H54ZM58 140H57V145L59 144ZM64 144L66 143V140L63 141ZM76 142V140H75ZM119 142V141H118ZM149 142V141H148ZM147 142V143H148ZM153 142V141H152ZM170 142V145L168 144V146H173L171 145V141H168V143ZM183 142V141H181ZM185 142V141H184ZM183 142V143H184ZM191 142V141H190ZM190 142H187L189 143V145L191 144ZM200 142V140H199ZM219 142V141H217ZM17 143V142H16ZM27 143V144H26ZM39 142H37L38 144ZM41 144L43 142H40ZM39 143V145H40ZM71 142V144H73ZM107 143V142H106ZM112 143V142H111ZM126 143L127 146H130L132 147V143L131 141L128 143L130 145H128ZM138 143V142H137ZM159 143V142H158ZM167 143V141H166ZM173 143V142H172ZM175 143V142H174ZM197 143V142H196ZM203 143V142H202ZM206 143V141H205ZM213 143V142H212ZM30 144V143H29ZM33 144V143H32ZM46 144V143H45ZM49 143H47L48 145ZM63 144V143H62ZM69 144V143H67ZM82 144V142L80 143ZM113 144V143H112ZM111 144V145H112ZM120 144V143H119ZM117 144V146L119 145ZM122 144V143H121ZM119 145V147L121 146H124L125 144L123 143V145ZM142 144V143H141ZM141 144H139L141 146ZM142 144V146H143ZM146 144V142H145ZM176 144V143H175ZM178 144L180 145V143L178 142ZM178 144H176L175 146H177ZM211 144V143H210ZM216 144V143H215ZM35 145V144H34ZM46 146V148L48 147L49 149V146ZM79 145V144H78ZM84 145V144H82ZM89 145V144H88ZM138 145V146H139ZM148 145V144H146ZM145 145V146H146ZM153 145V144H152ZM151 145V147H152ZM187 145V144H184V146ZM199 145V144H198ZM37 146V145H36ZM53 146V144H52ZM59 146V145H58ZM68 146H71V145H68ZM76 146V144H74V147ZM116 146V147H117ZM134 146V144H133ZM136 146V144H135ZM167 146V145H165ZM164 146V147H165ZM182 146V148L184 147ZM193 146V145H192ZM56 147V146H55ZM54 147V149H55ZM65 147V146H64ZM97 147V146H96ZM95 147V148H96ZM117 147V148H119ZM125 147V146H124ZM150 148H147V149H151ZM154 147V146H153ZM174 147V146H173ZM180 147V146H179ZM187 147V146H186ZM222 147V145H221ZM227 147V146H226ZM225 147V148H226ZM24 148V147H23ZM27 148H29V145L27 146ZM30 148H31V145H30ZM29 148V149H30ZM40 148V147H39ZM58 148V147H56ZM61 148V147H60ZM78 148V146H77ZM82 147H80L81 149ZM85 148V147H84ZM94 148V149H95ZM105 148V147H104ZM103 148V149H104ZM108 150H109V147H107ZM115 148V147H114ZM135 148V147H133ZM131 148V149H133ZM156 148V147H154ZM153 148V149H154ZM160 148V147H159ZM158 148V149H159ZM162 148V147H161ZM167 148V147H166ZM190 147L188 146V149ZM194 148V147H193ZM197 148V147H195ZM201 148V147H200ZM223 148H224V145H223ZM17 149V148H16ZM20 149V148H19ZM25 149V148H24ZM42 149L44 150V148L42 147ZM42 149H39V150H42ZM52 150L54 151L55 153H59L61 151H63L65 148H62V149H55V150ZM76 149V148H75ZM83 149V148H82ZM99 149V148H98ZM97 149V151H98ZM126 149V148H125ZM124 149V150H125ZM144 149V148H143ZM151 149V150H153ZM165 148H163L164 150ZM174 151H175V147L173 148ZM178 149V148H177ZM185 149V148H184ZM22 150V149H21ZM26 150V149H25ZM67 151L70 152L71 150V147H70V150L69 148L66 149ZM73 150V149H72ZM71 150V151H72ZM78 150V149H77ZM100 152L102 149H99ZM106 150V149H105ZM113 151H119V150H116V149H112ZM111 150V151H112ZM139 150H140V147H139ZM157 150V149H156ZM160 150V149H159ZM169 150V149H168ZM191 150V148H190ZM212 150V147H207L204 148L201 152V156L204 155V154H209L210 151ZM215 150V149H214ZM217 150V149H216ZM220 150V148H219ZM223 150V149H222ZM225 150V149H224ZM15 151V150H14ZM36 151V150H35ZM48 150H46L45 153H47ZM50 151V150H49ZM48 151V152H49ZM51 151V152H52ZM122 151V150H121ZM126 151V150H125ZM134 151V150H133ZM138 151V150H137ZM149 151V150H147ZM154 151V150H153ZM158 151V150H157ZM156 151V152H157ZM173 151V152H174ZM179 151L176 150V152ZM181 151V149H180ZM192 151V150H191ZM195 151V149L193 150ZM21 153V151H19ZM33 152V151H32ZM32 152H29V153H32ZM38 152V155H39V152L40 154L43 153L42 151H37ZM99 152V153H100ZM116 152V153H117ZM131 152V151H130ZM145 152V151H144ZM158 152H161V151H158ZM165 152V150H164ZM163 152V154H164ZM172 152V150H171ZM185 152V150L183 151ZM17 155H15V157L17 156L18 159L16 161H6L4 159L5 162L3 163H0L1 165L0 166H4L5 165H10V164H13V163H17L19 162L21 159L20 157L18 156V152H16ZM23 153V151H22ZM21 153V154H22ZM24 153H27V151H24ZM28 153V154H29ZM33 153H36V152H33ZM45 153H43L45 155ZM50 153V152H49ZM47 153V154H49ZM64 153V152H63ZM106 153H107V150H106ZM115 153V152H114ZM116 153H115V156L116 157ZM127 153V152H125ZM150 153V152H149ZM162 153V152H161ZM178 153V152H177ZM187 155L189 152H186ZM185 153V154H186ZM197 153V151H196ZM196 153L194 156H196ZM13 154V152H12ZM27 154V156H28ZM37 154V153H36ZM46 154V155H47ZM51 154V153H50ZM94 154V153H93ZM98 152L96 153L95 152V155L96 156H100L101 154H98ZM105 154V153H104ZM117 154H121V153H117ZM131 154V153H130ZM129 154V155H130ZM134 154V153H133ZM132 154V155H133ZM151 154V153H150ZM149 154V156H150ZM167 154V153H166ZM176 154V153H173V155ZM190 154V153H189ZM23 155V154H22ZM138 155V154H137ZM154 155V154H152ZM160 156H162L161 154H159ZM165 155V154H164ZM173 155L172 158L174 157ZM178 155V154H177ZM182 155V154H180ZM192 155V154H190ZM26 156V155H25ZM24 156V157H25ZM26 156V158H27ZM41 156V155H39ZM43 156V155H42ZM89 156V155H87ZM104 156V155H103ZM107 156V154H106ZM111 156V155H110ZM119 156V155H118ZM126 156V155H125ZM141 156H142V153H141ZM144 156V155H143ZM158 156V155H157ZM159 156V157H160ZM176 156V155H175ZM184 156V155H183ZM193 156V155H192ZM199 156V155H198ZM82 157V156H80ZM102 157V156H101ZM120 157V156H119ZM116 158V159H122V158ZM123 157V155H122ZM151 157V156H150ZM156 157V156H154ZM165 157V156H164ZM168 157V156H167ZM191 157V156H189ZM30 157L28 156V159ZM51 158V157H50ZM66 158V157H64ZM70 158V157H69ZM79 158V157H78ZM83 158V157H82ZM93 158V157H92ZM100 158V157H99ZM145 158V157H144ZM152 158V157H151ZM151 158H149L151 160ZM175 158V157H174ZM178 158V157H177ZM195 158V157H194ZM198 158V157H197ZM1 159V158H0ZM24 159V158H23ZM32 158H30L31 160ZM34 159V158H33ZM72 159V158H71ZM76 159V158H75ZM108 159V158H107ZM114 159V160H116ZM147 159V160H149ZM162 159V157L160 158ZM159 159V160H160ZM176 159V158H175ZM193 159V158H192ZM35 160V159H34ZM59 160V159H58ZM68 160V159H67ZM73 160V159H72ZM117 160V161H118ZM152 160H154V158H152ZM164 160V158L162 159V161ZM171 160V159H170ZM39 161V160H38ZM47 161V159L45 160ZM55 160H53V158L51 159L50 162H52ZM64 161V160H63ZM111 161L112 158H111ZM110 161V163H111ZM155 161V160H154ZM153 161V162H154ZM177 161V160H176ZM179 161L182 162V160L179 159ZM184 161V160H183ZM33 161H31L30 163H32ZM65 162V161H64ZM68 162V161H67ZM71 162V161H70ZM114 162V161H113ZM175 162V161H173ZM23 163V162H22ZM29 163V161H28ZM27 163V164H28ZM34 163V162H33ZM32 163V164H33ZM44 163V161L42 162ZM78 163V162H77ZM81 163V162H80ZM109 163V164H110ZM179 163V162H178ZM21 164V163H20ZM48 164V163H47ZM64 164V163H63ZM70 164V163H69ZM100 164V163H99ZM108 164V162H107ZM18 165V164H16ZM35 165V163H34ZM39 165V164H38ZM49 165V164H48ZM57 165H61L62 164H57ZM77 165V164H76ZM81 165V164H80ZM85 165V164H84ZM15 166V165H13ZM23 166V165H22ZM89 166V165H88ZM8 167V166H7ZM24 167V166H23ZM59 167V166H57ZM56 167V169H57ZM85 167V166H84ZM87 167V166H86ZM97 167V166H96ZM12 168V166H9V169ZM25 168V167H24ZM82 168V167H81ZM13 171L15 168H12ZM19 169V168H18ZM31 169V167H30ZM34 169V168H33ZM60 169V168H59ZM64 169V168H63ZM20 170V169H19ZM4 171V170H3ZM27 171V170H25ZM24 171V172H25ZM29 171V170H28ZM28 171L26 172L28 174ZM32 171V170H30ZM61 171V169H60ZM67 171V170H66ZM70 171V170H69ZM1 172V171H0ZM6 172H9L6 171ZM5 172V173H6ZM23 172V171H22ZM23 172V173H24ZM1 174V173H0ZM8 174V173H7ZM6 174V175H7ZM22 174V173H21ZM30 174V173H29ZM14 175V174H13ZM23 178V177H22ZM260 198V197H259ZM264 199V198H262ZM222 205V204H221ZM258 205H263L264 204H257L256 206ZM209 207V206H207ZM261 207V206H260ZM167 208H171V207H167ZM263 208V207H262ZM157 209H165V208H157ZM226 211V209L224 210ZM222 211V212H224ZM165 211H158V212H154L153 214L151 215H189V214H196L197 216H191V218H194L193 220L194 221H199V222H194V225L191 226L193 228H189L187 229V227H173L174 230H169V231H162V232H151V233H133L131 231L129 232H117V233H114V234H111V233H103L102 235H99V234H92V233H96L95 231H91L89 233H91L90 235H87V236H84V237H79V238H71V239H65V240H62V241H69L67 243H65V245H62V246H57V247H52V248H44V249H37V250H25V251H15V252H11V253H7V254H3V255H0V264H39L40 261H42V259H45V258H49V257H55V256H58L60 258V256H62L63 254H65L66 252H70L72 253L73 255L77 256L79 254H91L92 252H102L104 250H109L108 252H111L110 250L112 248H123V250H126V248H129V247H138V246H151V247H160L162 245H170V244H180L181 245H186V244H204L206 242H209V241H216V242H219V243H222L223 245H226V244H229V243H232L233 241H236L237 239L238 240H242L243 241V244L245 246V248L249 249L250 251H253L255 253V257L258 259V255L260 254H264V232L262 231H257V230H254V229H247V228H242V227H239V228H234V229H225V230H220V229H203V230H198V229H195L196 227H200L198 225V223H201V222H213L215 221L216 219L215 218H212V216H210L211 214H215L213 212H209V211H206V212H195V213H188V214H181V213H177V214H174V213H164ZM221 212V213H222ZM253 212H257V213H262L264 214V212H261V211H253ZM202 213H209L208 215H203ZM262 214H259L260 216H262ZM149 216V215H147ZM201 216H204V218H199ZM235 216V215H233ZM232 216V217H233ZM87 217V216H86ZM89 217V216H88ZM107 217H115V216H107ZM139 217V216H137ZM188 217V216H187ZM185 216H173V217H167V218H146V220H155L153 222H160V225L162 224H166V223H163V222H166V221H176V222H179L178 218H187ZM264 217V216H262ZM96 218H105V216H90L89 218H82V217H79L77 219H73V220H70V221H65L66 223L67 222H75V221H79V220H84L83 222H75V224H79L78 227H92V226H103V224H108V225H118L119 223H122L121 221L123 220H119L117 223L115 224H110V221H107V220H88L87 219H96ZM231 218V217H230ZM144 218H140V220H142ZM134 220H139V219H133V222H131L130 224H136V223H139V222H135ZM220 220V219H219ZM222 220V219H221ZM95 222H98V223H95ZM101 222V223H100ZM186 222V221H185ZM193 222V221H192ZM100 223V224H99ZM141 223V222H140ZM170 223V222H168ZM74 224V223H72ZM240 224V223H239ZM244 224H250V223H247L245 222ZM67 226H70L71 224H65ZM259 226V225H258ZM262 227V226H261ZM264 227V226H263ZM76 228V227H75ZM186 228V229H185ZM70 229L69 227L66 228V230ZM159 229H164V228H159ZM242 230V231H241ZM249 231H254L255 233L253 232H249ZM103 232V231H101ZM256 232L258 233H262L263 236L261 234H257ZM88 233V234H89ZM24 236V235H23ZM125 248V249H124ZM116 250V249H115ZM118 250H121V249H118ZM252 252V253H253ZM262 257V256H261ZM259 260V259H258ZM28 262V263H27ZM48 262V261H47ZM57 262V261H56ZM260 262V260H259Z\"/></svg>",
    "mask_w": 264,
    "mask_h": 264
},
{
    "label": "water",
    "instance_id": "obj_3",
    "mask_svg": "<svg viewBox=\"0 0 264 264\" xmlns=\"http://www.w3.org/2000/svg\"><path fill=\"white\" fill-rule=\"evenodd\" d=\"M214 0H207V2L212 3ZM257 4L261 5L264 10V0H254ZM215 12L219 17L229 26V28L236 33V35L241 39L245 40L252 33L253 29L258 27L264 21V13L257 8V6L251 0H221L214 6ZM246 45L256 54L260 61L264 64V26L261 28L259 33L254 34L249 37ZM231 171H243L246 173H251V175H243L234 172L233 177L244 178L251 180L252 182H241L239 180H233L232 182H223L214 186H201L206 182L221 180V176L210 177L207 180H194L191 182L193 188H158L147 189V190H123V182L128 181H140L141 177H130V178H107V173L105 172H86L84 175L79 177L65 178L57 182H45L41 185L33 187H20L14 189L12 187L5 190L0 189V218L15 217L17 215H29L33 213L45 212L43 214H37L34 216H28L26 218H21L22 220H16L14 222L27 221L30 219H42L40 222L35 224H29L27 227L32 228L39 226V228H34L28 230V232H23L20 234H6L0 236V255L15 252V251H25V250H37L44 248H52L57 246L65 245L69 241H62L65 239L79 238L90 235L91 231L102 235L103 233H117V232H133V233H151V232H162L174 230L173 227H187L193 228L194 218L191 216H185L187 218H178L179 222H170L160 225V223L155 224V226H148L150 224H139L140 218H128L121 221L123 224L119 225H107V226H92V227H78L79 224H71L67 226L62 224L65 221L75 220L78 217L89 218L85 214L79 216H68L66 218H54L65 215H74L78 213H88V212H98V211H122V210H137L135 212L128 213H138L135 214L136 217L143 212L146 215H151L154 212L164 213H195V212H213L211 214L212 218L216 220L213 222H201L198 223L200 227L195 229H234V228H247L254 229L257 231L264 232V217L256 214L253 211L264 212V208L256 206L257 204H264V200L256 199L253 197L264 198V192H258L242 188H231L228 192L221 194H183L178 195V193H191V192H210L216 188H225L230 184L233 185H243L254 188H264V184H257L259 181L264 182V178L258 175H264V168H257L251 165L243 164H223L215 167H207L204 169H195L192 172L178 173L171 175V179L177 180V185H185L183 179L191 178L202 174H213V173H223ZM102 183H118L121 186L120 190L116 192L111 191H101L104 190L103 187L96 185ZM80 187H82L81 190ZM89 193H80V192ZM100 191V192H96ZM45 193H48V197H44ZM158 193H170L175 195L168 196H158ZM229 193H235L236 196L226 198L223 200H206V199H218ZM35 195V196H34ZM154 195V196H149ZM107 196H117L120 198L115 199H98L100 197ZM124 196V197H123ZM126 196V197H125ZM239 200L229 206V209L240 206L242 208L235 210L232 213H221L226 208L222 207L221 204L230 202L232 200ZM168 200H195L194 202H175V203H159L161 201ZM205 200V201H204ZM99 203H110V204H120L112 206H92L84 208H75L79 206L97 205ZM125 203H137L121 205ZM141 203H152V204H141ZM40 205V206H39ZM101 205V204H99ZM31 206H37L34 208H28ZM209 206V207H204ZM167 207H194V208H184L178 210H147L138 211L141 209H157V208H167ZM19 208H24V210H17ZM69 210H65L68 209ZM7 210H13L12 212L4 213ZM53 210H57L52 212ZM227 210V209H226ZM50 211V212H47ZM240 213L247 216H239L236 219H230L233 215L237 216ZM126 212H113L112 215L115 217H126ZM94 215V214H93ZM109 215V214H105ZM142 215V214H140ZM107 217V216H105ZM199 218H204L201 216ZM139 222L136 224H130L133 222ZM220 219V220H219ZM222 219V220H221ZM110 224H115L119 220H107ZM186 221V222H185ZM120 222V221H119ZM245 222L250 224H244ZM98 223V222H95ZM101 223V222H100ZM240 223V224H239ZM143 225V226H142ZM259 225V226H258ZM262 226V227H261ZM69 227L70 229L66 230ZM76 227V228H75ZM164 228V229H159ZM15 229V228H14ZM186 229V228H185ZM10 230H13L10 229ZM103 231V232H101ZM89 233V234H88ZM17 235H24L22 238H16Z\"/></svg>",
    "mask_w": 264,
    "mask_h": 264
},
{
    "label": "crops",
    "instance_id": "obj_4",
    "mask_svg": "<svg viewBox=\"0 0 264 264\" xmlns=\"http://www.w3.org/2000/svg\"><path fill=\"white\" fill-rule=\"evenodd\" d=\"M220 1L221 0H215L212 4L216 5ZM251 1L257 6V8L259 10H261L264 13V10L262 9L261 5L257 4L254 0H251ZM263 26H264V21L258 27L253 29V31L249 35V37L253 36L254 34L259 33V31L261 30V28H263ZM226 163H232V162H224V164H226ZM221 164H223V163H214V164L210 165L209 167H215V166H219ZM233 174H234V172H232V173L231 172H227V173L225 172V173L213 174L212 176H221L222 179L221 180H217V181L215 180V181H211V182H206V183H204L202 185H199V186L200 187L201 186H214V185H217V184H221L223 182H232L233 180H239L241 182H247V183L252 182L251 180L233 177ZM202 176L206 177L208 175H202ZM257 184L262 185L263 183L258 182ZM231 188H242V189H248V190H253V191H258V192H264V188H254V187H248V186H243V185L230 184V185H228L225 188H216V189H213L210 192L178 193V195H183V194H221V193H224V192H228ZM101 191H103V190H101ZM81 193L86 194V193H89V192L87 191V192H81ZM169 195H175V194L173 193V194H169ZM236 195L237 194H235V193H229V194L224 195L222 197H218V199H206V200H223V199L230 198V197L236 196ZM253 198L262 199V198H259V197H253ZM262 200H264V199H262ZM194 201L195 200H168V201H161L159 203L194 202ZM237 202H240V201L235 199V200H232L230 202L222 204L221 206L225 207L227 209L226 211H224L222 213L228 214V213L234 212L237 209L242 208L240 206H237V207H234L232 209H229V206H232L233 204H235ZM128 204H137V203H125V204H121V205H128ZM141 204H152V203H141ZM112 205H120V204H110V205H106V206H112ZM92 206H105V205H88V206H79V207H75V208H84V207H92ZM258 206H261V207L264 208L263 205H258ZM34 207H37V206H31V207H28V208H34ZM204 207L206 208L207 206H204ZM184 208H194V207H171V208L153 209V210H178V209H184ZM17 210H24V208H19ZM65 210H69V208L65 209ZM142 210L143 209L138 210V211H142ZM12 211L13 210H7L4 213H8V212H12ZM55 211H57V210H53L52 212H55ZM133 211H137V210H133ZM143 211H145V210H143ZM47 212H50V211H47ZM113 212H115V211H100V212L98 211V212L78 213V214H74V215H65V216L53 217L52 219H54V218H66L68 216H79V215L85 216V214H89V215H86V216H112ZM43 213H45V212L33 213V214H29V215H17L15 217L0 218V236H4L6 234H11V233L20 234V233H23V232H28V230H31V229H34V228H39V226L32 227V228H29L27 226L29 224H32V223L35 224L36 222H40L42 220H46L45 218H42V219H30V220L21 221V222H14V221L22 220L21 218H26L28 216H34V215L43 214ZM100 214H102V215H100ZM105 214H109V215H105ZM202 214L203 215H208L209 213H202ZM256 214H262V213H257L256 212ZM173 216H178L179 217V216H197V215L196 214L195 215L194 214H189V215H149V216H147V218H167V217H173ZM239 216H244V215L242 213H240L239 215L233 216L230 219H236ZM262 216H264V214H262ZM132 218H146V217H140L139 216V217H132ZM126 219H128V218H126V217H105V218L87 219V221L88 220H126ZM83 221L84 220H79V221H75V222H83ZM75 222H67V223L63 222L62 224H72V223H75ZM168 222H176V221H166V222H163V223H168ZM193 222H199V221L196 220V221H193ZM152 223H160V222H152ZM119 224H123V223H119ZM139 224H143V223H139ZM107 225L108 224H103V226H107ZM12 228H13V230H10ZM249 232L255 233L254 231H249ZM256 233L257 234H261L263 236L262 233H258V232H256ZM22 237H24V236L23 235H17L16 237H14V239L22 238Z\"/></svg>",
    "mask_w": 264,
    "mask_h": 264
},
{
    "label": "trees",
    "instance_id": "obj_5",
    "mask_svg": "<svg viewBox=\"0 0 264 264\" xmlns=\"http://www.w3.org/2000/svg\"><path fill=\"white\" fill-rule=\"evenodd\" d=\"M213 160H200L195 163H190L185 166H172V167H151V168H144L141 170V172H125L127 174H139L143 175L141 177V181H156V180H172L171 175L173 174L174 170L170 169H177L179 167H183V170L187 169H204L206 166L209 167L212 165L211 163ZM214 164V163H213ZM124 171V170H121ZM134 171V170H133ZM125 173H118V174H125ZM172 173V174H170ZM108 175H114L113 172H108ZM74 177H79V176H74ZM67 178V176H59V177H51V178H46V179H39V180H30V181H25L17 184H12L8 185L5 187H0V189H7V188H20V187H33L37 185H41L45 182H57L61 181L63 179ZM163 183H169V182H163ZM163 185H172V184H160V185H155V183H147L145 186H134V187H140V188H148V187H156V186H163ZM45 195L44 197H48V193L43 194Z\"/></svg>",
    "mask_w": 264,
    "mask_h": 264
}]
</instances>
